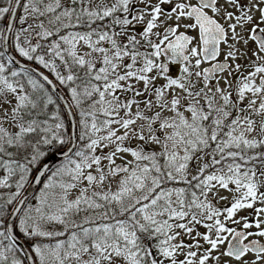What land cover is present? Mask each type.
<instances>
[{
    "label": "snow or ice",
    "instance_id": "1",
    "mask_svg": "<svg viewBox=\"0 0 264 264\" xmlns=\"http://www.w3.org/2000/svg\"><path fill=\"white\" fill-rule=\"evenodd\" d=\"M0 264H264V0H0Z\"/></svg>",
    "mask_w": 264,
    "mask_h": 264
},
{
    "label": "trees",
    "instance_id": "2",
    "mask_svg": "<svg viewBox=\"0 0 264 264\" xmlns=\"http://www.w3.org/2000/svg\"><path fill=\"white\" fill-rule=\"evenodd\" d=\"M25 62H26V61H25ZM34 65H35V64H34ZM36 66H38V65H36ZM38 67L41 68L42 70H44V71H46V72L48 73V71H47L46 69H43L42 66H38ZM48 74H49V73H48ZM57 86H58V88L60 89V91L64 94V96L67 98L68 102L70 103V102H71V101H70V95L67 93V89H66V87L60 86L58 83H57ZM46 87H48V86L46 85ZM48 88H49V87H48ZM49 89H50V88H49ZM50 90H51V89H50ZM51 91H52V90H51ZM58 104L60 105V107H59V111H60L61 118L63 119L64 124H65V130H66V131H69V123H68V118H67V114H66V112H65V109H64L63 105L61 104L60 100H58ZM53 107H56V106H55V105L50 106L49 111H51V108H53ZM72 110H73V113H74V116H75V123H74V124H78V120H79V114H78V111H77L76 109H74V108H72ZM75 129H76L77 136H78V134H79V128H78V127H75ZM45 178H46V177H45ZM42 185H43V181H42V183L40 184V187H41ZM40 187L38 188L37 192H39Z\"/></svg>",
    "mask_w": 264,
    "mask_h": 264
},
{
    "label": "water",
    "instance_id": "3",
    "mask_svg": "<svg viewBox=\"0 0 264 264\" xmlns=\"http://www.w3.org/2000/svg\"><path fill=\"white\" fill-rule=\"evenodd\" d=\"M32 67L37 68V67L34 66V65H32ZM40 70H41V69H40ZM45 74H47V73H45ZM48 87H49L51 90H53L52 87H51V85H48ZM53 91L55 92V94H56L57 97L60 96V95H63V94L59 91L58 87H56ZM63 96H64V95H63ZM65 100H66V98H65ZM60 102L62 103V105H63V107H64V109H65V111H66V113H67V116H68L69 130H70V132H73L74 134H76L75 129H74V115H73L72 109H71V113H72V114H69L70 109H69L68 107H65V106H64V105H65V101H64V100H60ZM41 181H42V180H41ZM41 181L37 182V181L34 180V182H33V183L31 184V186L28 188V190H27V192H26V195H27V196H31V195L36 191V189H37L38 186L40 185Z\"/></svg>",
    "mask_w": 264,
    "mask_h": 264
},
{
    "label": "rangeland",
    "instance_id": "4",
    "mask_svg": "<svg viewBox=\"0 0 264 264\" xmlns=\"http://www.w3.org/2000/svg\"><path fill=\"white\" fill-rule=\"evenodd\" d=\"M224 202L223 201H221V204H223ZM251 211V209H246V210H244L243 212H241L240 214L241 215H245V214H247L248 212H250ZM251 218H254V217H251ZM237 227H239V225H236ZM200 230L201 231H203L204 229H203V227L201 226L200 227ZM249 238H252V237H249ZM251 257V253H249V258Z\"/></svg>",
    "mask_w": 264,
    "mask_h": 264
}]
</instances>
